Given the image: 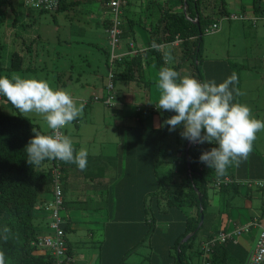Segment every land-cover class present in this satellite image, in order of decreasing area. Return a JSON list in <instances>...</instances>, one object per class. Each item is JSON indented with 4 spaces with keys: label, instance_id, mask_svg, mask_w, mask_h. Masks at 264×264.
<instances>
[{
    "label": "rangeland",
    "instance_id": "rangeland-1",
    "mask_svg": "<svg viewBox=\"0 0 264 264\" xmlns=\"http://www.w3.org/2000/svg\"><path fill=\"white\" fill-rule=\"evenodd\" d=\"M236 1L240 2V0H226V10L230 15H239L240 9L237 7L238 3ZM205 2L212 6L218 0H204L203 3ZM3 4L0 11L7 10L9 12L4 24L0 22V41L6 46L3 50V64H8L12 52L16 51L23 54V41L25 45L29 44V49L32 52L31 67L33 69L8 71L9 78L13 75H20L47 81L52 88L63 89L70 93L77 105L82 103V114L78 117L79 125H76L73 121L63 129V132L70 137L72 143L76 146V148L73 147L74 150L79 151L81 148L87 150V166L83 170L84 173L91 175L110 174L115 173V169L118 167V179L113 177V182L118 181L119 183L126 168V163L122 165V169L120 168L121 160H123L119 152L120 147H128L126 141L130 140L132 138H130V135L134 133L135 129L132 128L137 124V116L134 113L135 108L144 110L146 107L152 108L155 106L154 103L149 106L144 103L147 97L152 100L158 99L156 85H146L144 82L130 84V81L115 80L116 88L124 92L123 95L120 94V96H123L118 105L120 109L119 111L116 110L115 113V110L112 111L103 101V98L106 99L107 95L105 86L110 81L108 77L109 67H107L106 54L104 53L108 49L107 28L102 24L96 25V19L92 18L93 15L87 12L86 7L91 6L90 3H86V7H84V3H81L66 11L40 13L39 10H28L22 0H12L10 9L15 11L17 16L21 18V22L18 21L16 24L18 26L13 25V21H11L12 11L9 10V6ZM146 7H153L155 9L154 13L156 12L160 16L157 5ZM143 11L145 10L143 9ZM92 13H96V15L102 13L105 18H110V14L104 10L101 12L96 10ZM21 15L24 16L21 17ZM220 20L221 26L219 29L204 31L203 55L208 60L227 59L230 71L237 74L236 89L241 93V95L235 93V102L246 104L251 109L253 117L261 119L264 117V59L262 57L264 56V18L254 21L257 24L256 26H253L254 23L251 25L252 21L239 19L238 17L233 20H227L222 16L215 17V21ZM87 41H93L98 47L87 44ZM31 42L33 44H30ZM176 58L177 55L174 54H169L167 57L170 61H174ZM188 61L186 60L183 63L181 75H189V70L185 66ZM253 83H258L260 88H246L247 85ZM125 86H128L129 89L126 90ZM94 95L99 96L100 101L93 100ZM112 102L119 103L115 98L112 99ZM126 104H129V106ZM254 109L256 112H254ZM121 110L123 112L120 113ZM157 110L151 113L155 119V122L152 121L153 126L161 123V113L159 109ZM16 112L17 110L12 107L10 102L7 106L0 103V113L15 114ZM23 115L31 118L43 131H49L46 122L37 114L28 113ZM143 119L146 124H149V119L147 120L145 117ZM180 130L179 128L173 130L158 144L162 147L161 154L166 155L163 159V170H167L173 161L172 156L168 155L166 151H173V148L177 150L185 144V139H182L179 134ZM263 132L262 135L256 136V141L260 144L258 148L264 150ZM134 147L136 145L133 144ZM175 154L178 156L180 151ZM172 164L173 171H175L174 163ZM175 178L177 179V176ZM164 180L161 178L154 180L157 188L151 190V195H146L150 191L145 194L146 204H143L141 209L132 208L131 211L130 209H123L119 213V218L114 215L116 222L121 225L134 223L136 219H139L144 220L146 227L144 228L145 231L142 232L125 233L120 240V246L111 253L108 259H106L104 250H101L102 244L100 242L103 240V233L85 229L86 222L79 225V229L67 232L66 238L69 237L72 249L81 255L78 264H106V260H109L108 264H165L169 259L167 252L170 248L168 245L171 244L170 239L173 238L170 237L181 227L184 215L186 217L189 210L183 205L168 201V196L165 199L166 185L162 183ZM239 184L237 185L239 195L235 196L231 204L234 202L248 203L246 200L248 187L241 182ZM121 185L122 183H119L118 193L116 192V185L113 187L114 199L117 196L118 201L120 195H122ZM252 188L255 191L256 186ZM98 189L101 188L95 186L92 192L93 197H88L87 201L90 205L94 204V195H101L96 193ZM208 191L210 196L212 189L210 188ZM82 192L88 193L87 190ZM74 194L79 196L76 192ZM177 196L178 198L181 197L180 195ZM178 198L175 197L174 200H178ZM128 203L130 204V201ZM211 203L206 208L204 226L195 237V243L203 236H207L208 231L216 230L219 227L216 226L213 219L218 213L223 215V202L220 204L218 202ZM252 203L255 206L259 205L258 200L252 201ZM39 212L40 215H43L42 211ZM66 212H68V207L65 204V208L60 214L64 216L67 215ZM127 213H130V218H128ZM145 220L152 224H148ZM170 224L173 226L170 227ZM36 227L42 229V223L38 222ZM46 228L48 229L47 226ZM138 238H142V240L136 246L137 242L134 244V239ZM242 246L244 250L248 249L246 245L242 244ZM173 254L174 252L171 251V255ZM245 255V253H240L234 258L231 255L226 257L228 256L226 250L221 249L215 251L211 264H245L247 260ZM190 260L192 264H205L202 254L193 253Z\"/></svg>",
    "mask_w": 264,
    "mask_h": 264
},
{
    "label": "trees",
    "instance_id": "trees-1",
    "mask_svg": "<svg viewBox=\"0 0 264 264\" xmlns=\"http://www.w3.org/2000/svg\"><path fill=\"white\" fill-rule=\"evenodd\" d=\"M107 1L109 0H59V6L56 11H66L74 8L78 4L80 5L81 3H84V7H86V3H90L91 6L86 7V9L89 14L91 13V15L94 16L96 13L92 12L98 10V7H101L102 10H109ZM143 1H149L148 6L157 5L160 13L159 18L153 22V29H150L149 41L152 45L145 51V54L148 55V57L150 55L149 58H151L150 61H146L148 78L145 76L144 64L142 62L145 59V56L140 54L131 59L126 58L125 56H121V59H112V52H119L120 48H117V44L114 46L111 45L110 39L107 37L108 47H106L108 49L105 50L104 53L106 54L107 67H109L108 77L109 74L112 75V81H109V84L111 83L112 87L109 89V84L105 86L107 92L106 98L108 95H112L113 98L119 102L120 99H122L123 96H120V94L123 95L124 92L121 91V89L116 88L114 83L115 80L132 81L138 77L141 79L140 81L144 82L146 85H157V81L154 79L152 72L156 69V73L158 74L159 70L163 67H167V65L164 62L163 54L155 49H158L157 47L159 46H163L164 43L172 41L176 36H179L181 39L179 44L181 49L179 53L180 57L177 64H171L172 66L168 64V67L173 68L181 74L183 63H185L186 60H189V63L187 62L185 65L186 69L189 70V75L201 82L214 80L215 82L220 83L233 73H229L230 69L227 71L228 73L225 74L217 72L218 70H216V68H218V63L215 65L210 64L203 55V30L215 21L216 16L224 17L229 15L225 6L226 0H218V2L212 6H209L206 2L203 3L204 0H180L182 9L176 12L168 11L167 9L164 10L162 8L165 0H163V3L161 0H156L157 4L153 2L154 0ZM3 3L7 4L9 10H11L10 6H12V0H0V7H3ZM92 5L94 6L92 7ZM129 5L130 2L126 7H120L122 12L118 16V20L120 21L119 26L122 33L117 34L119 44L123 42L122 40L125 39L128 41L130 38V18L126 19V13H129L130 11ZM27 9L29 10L31 8ZM245 9L246 7L244 6V14L246 11ZM31 10L33 11L37 9L32 8ZM39 11L40 13L46 12L43 10ZM8 13L7 10L0 11L1 24H4ZM11 14L13 25L18 26L16 24L18 21L21 22V18L17 16L15 11H12ZM99 14H101L100 18L98 15L94 18L96 19V25L102 24L105 25L106 28H109L112 23L111 18H105L102 16V13ZM23 16L24 15H21V17ZM137 16V21L144 23L142 20L146 19V17L144 15ZM109 17H112L111 14ZM257 18L254 17L250 19V21L255 23L254 21H256ZM147 22L146 25H143L151 26V19H149V21L147 20ZM93 41H87L86 43L91 46H96V43L94 44ZM30 44H33V42ZM5 47L6 46H4L2 41H0V77H9V73H7L8 71H28L33 69L31 67L32 52L29 49V44L25 45L23 41V54L16 51L12 52L8 64H3L2 62L3 50ZM221 60H219V62H221ZM225 64L229 65V63ZM215 71L216 73L214 75L213 73ZM232 87L235 89L237 88L236 84ZM234 96L233 102L236 101ZM103 99H105V97ZM0 103L7 105L9 101L3 97ZM107 106L112 111L115 110V113L116 110L119 111L120 109L117 103H112ZM159 110L161 113V123L174 114L163 109ZM154 111H158L156 107L154 109L153 107H146L144 110L135 108L134 113L137 116V124L132 128L133 130L135 129L134 133L130 135V138L132 137L133 139L131 138L132 141L131 139L127 140L126 144L128 147H120L119 151L123 158L120 163V168L122 169V165L126 163L124 174L119 183L125 185L124 189L126 191H121L122 195H120L119 201L118 198H115L112 203H117L120 211L123 209H130L131 211L132 208L141 209L143 204H146V195H151V190L157 188L154 180L157 178L165 179L162 182L166 185L165 199H167L168 196V201L183 205L189 210V214L186 217L184 215L181 227L170 237L173 238L170 239L171 244L168 245L170 248L167 252L169 259L165 264H192L190 260L192 254H202L200 243L203 241L199 242L200 238L197 243H195V237L204 226L205 211L210 204L208 189L210 190V188H213L214 190H217L223 198L231 188L235 189L239 182L236 181L234 174H230V182L221 184L218 188L215 186L214 180L217 178H225L228 173L226 170H230V167H228L222 175H218L214 168H208L207 165L199 161V156L202 151L215 146L207 142L203 144L190 143L187 147V140L185 139V144L182 148L179 147L177 150L173 148V151H166V153L173 158L172 163H174L175 171H173L172 163L167 170H163V159L166 155L161 154L162 147L158 146V144L172 131H169L167 125L159 128L152 125L154 118L151 113ZM121 112H123V110H121L120 113ZM143 117L147 120L149 119V124H146ZM33 128H36L42 134H49V131H43L38 124L31 120V118L20 114L18 111L15 114L0 113V251L5 255V264H55L51 254H48L47 252L39 253L37 248L33 245V242L37 240L40 235L46 236L53 234V231L46 228V226L48 227V217L50 214V210L46 209V205L51 199L40 208H37L36 205L40 202L41 193L51 192V169L55 163V160L47 159L39 166L30 165L27 162L25 146L29 139L34 135L32 131ZM133 144L136 145V147L133 148ZM179 151L180 154L177 156L175 153ZM59 161L63 172L62 189L64 195V190L66 189L65 170L67 168V162ZM116 169L118 170V167H116ZM175 176H177V179ZM248 189L252 190L253 188L249 187ZM256 189L263 191L264 186L256 187ZM147 192H149V194H146ZM177 195H180L181 197L178 198ZM175 197H177L178 200H174ZM129 201L130 204L128 203ZM156 201L158 202L157 199ZM229 201L228 197L225 200L222 199V206L225 207ZM39 211H42L43 215H40ZM127 215L128 218H130V213H127ZM201 215H203V221L200 224ZM38 219L43 221L41 222L44 226L42 231L36 227ZM145 221L147 222V220ZM68 223L69 218L67 217L64 227L65 235L71 230ZM147 223L152 224L151 222ZM125 226H129L130 229L128 232H130V234L145 231L144 228L146 227L144 220L139 219H136V222L134 223L125 225H121L118 222L117 228H119L118 234L120 235V240L125 235V232L122 230ZM172 226L173 225L170 224V227ZM4 228L10 230L9 233L6 234L8 236L7 240L3 239L5 235L3 231ZM215 234L216 231L214 230L213 233L208 231L207 238H210ZM186 236L189 237L184 240ZM65 240L67 243V254L68 256L73 257L72 245L69 243L66 236ZM141 240L142 238L134 239V244L137 242L135 244L137 246ZM229 241L230 238H227L225 242L218 244L209 258L205 259L203 257L204 262L207 260L209 264H211V259L215 251L224 249L228 253ZM230 243L232 242L230 241ZM134 244L132 245L134 246ZM171 251L174 252L173 255H171ZM231 257L233 258L234 255ZM69 264L76 263H73L72 261Z\"/></svg>",
    "mask_w": 264,
    "mask_h": 264
},
{
    "label": "clouds",
    "instance_id": "clouds-1",
    "mask_svg": "<svg viewBox=\"0 0 264 264\" xmlns=\"http://www.w3.org/2000/svg\"><path fill=\"white\" fill-rule=\"evenodd\" d=\"M129 2L130 0L121 7H126ZM109 11L110 9L106 10L110 14ZM121 12L119 8L116 17L120 33L122 30L118 16ZM110 18L112 23L107 28L109 39V31L114 25V17ZM132 42L130 39L124 41L128 45L126 51H112L130 59L140 54L145 56V52L135 49ZM180 42L181 39L176 36L163 45H179ZM120 44L118 40L117 48H120ZM137 80L138 77L130 82ZM237 82L235 72L220 83L214 80L201 82L190 75H181L170 67H163L158 72L156 86L159 96L153 109L156 107L174 114L157 127L167 125L169 131L179 128L181 138L191 144L207 142L215 145L202 151L199 161L208 168H214L218 175H222L230 165H238L242 160H246L252 151L257 132L264 130V121L254 118L246 104L233 102L234 92L241 95L238 89L232 87ZM0 96L5 97L20 114L35 113L40 116L50 130L49 134H42L36 128L32 129L34 135L25 146L26 159L30 165L39 166L46 159L61 160L76 164L81 171L85 170L87 150H74L70 137L61 131L74 120L75 124H79L77 118L82 114V103L77 105L70 93L52 88L47 81L20 75H13L11 78L0 77ZM3 231V239L7 240L6 234L10 230L4 228ZM0 264H5L2 251Z\"/></svg>",
    "mask_w": 264,
    "mask_h": 264
},
{
    "label": "crops",
    "instance_id": "crops-1",
    "mask_svg": "<svg viewBox=\"0 0 264 264\" xmlns=\"http://www.w3.org/2000/svg\"><path fill=\"white\" fill-rule=\"evenodd\" d=\"M85 1V0H83ZM87 1V0H86ZM149 2V1H148ZM148 2H144L143 0H130V13H126V19L130 18V41L132 40L134 48L138 49V51H142L144 53L148 48L151 47L152 43L149 41V35H150V29H153V22L157 20L159 15L157 13H154V8L148 6ZM154 3L157 4V1L154 0ZM163 3V0H161ZM169 2V3H168ZM180 0H165L163 3L162 8L164 10L168 11H180L182 9ZM238 3L237 7L240 9L238 14H244L243 7H246L245 14L249 16V19H252L254 17H258L256 21L263 19L264 16V0H240L236 1ZM143 9L145 11H143ZM98 10L100 12L102 11L101 7H98ZM106 11V10H104ZM137 15H144L146 19L142 20L144 23H140L137 21ZM94 15L92 18H95ZM99 18L101 17V14H98ZM148 17V18H147ZM157 17V18H154ZM143 19V17H142ZM151 19L152 23L151 26H144L143 24H147V20L149 21ZM253 23L251 22V25ZM256 26L257 24L254 23ZM98 25V24H97ZM151 38V37H150ZM132 45L130 44V47ZM128 45L122 42L120 44V51L123 52L126 51ZM155 48V47H153ZM163 54L164 62L166 63L167 67L168 64H177L179 60V53H180V47L179 45H163L159 46L158 49H155ZM169 54L177 55V58L174 61H170L167 59ZM150 57V55H149ZM148 55L145 54V59L142 61L144 64V69H146L145 76L148 78V70H147V64L146 61H150L151 58H149ZM264 59V56H262ZM208 60V58L206 57ZM221 59H215V60H208L210 64L215 65L218 63V70L217 72H221V74L228 73L230 66L226 65L225 63H228L227 59H222L221 62H219ZM172 66V65H171ZM157 70H153L154 79L158 80V74L156 73ZM216 71L213 73L215 75ZM231 73V71L229 72ZM220 76V75H219ZM139 79V78H138ZM141 79L137 80V82H141ZM134 82H130L132 84ZM130 85L129 83H127ZM131 86V85H130ZM240 86V84H239ZM238 86V87H239ZM157 89V86H155ZM252 87L254 89H259L258 83H253L247 85L246 88ZM126 90L129 89L128 86H125ZM158 92V90H157ZM159 94V92H158ZM157 94V97H158ZM122 101V99H120ZM157 100H152L150 97L145 98L146 106H149L151 103H156ZM129 106L128 104H126ZM124 105V106H126ZM7 106V105H6ZM123 106V107H124ZM10 108V107H9ZM255 110V109H254ZM262 110V108H261ZM256 112V110L254 111ZM78 119V118H77ZM76 119V120H77ZM261 121H264V117L259 119ZM75 121V120H74ZM155 122V119H154ZM79 125V124H76ZM264 130H261L257 132L256 136L262 135V132ZM50 132V130H49ZM264 133V132H263ZM253 147L250 155L246 160H242L238 165L232 164L230 165V170L227 169L228 173L225 177H229L230 174L235 175V179H237L240 182L246 181V180H264V150L259 149L260 144L257 143L256 139L253 142ZM73 147L76 148V146L73 143ZM119 151V150H118ZM65 170V183H66V189L64 190V200L65 204L68 207V218H69V228L74 231L80 228L79 225H82L86 222L85 229L89 231H96L103 233V240L100 242L101 250H104L106 253V259H108L111 255V253L119 246V240L120 235L118 234L119 228L118 222H114V215L116 218L119 217L120 209L119 206H117V203H112L114 199L113 195V187L116 185V192L119 191V183L113 182V177L118 179V170L115 171V173L110 174H98V175H91L86 174L83 171H81L78 166L74 163H68L66 165ZM221 179V178H220ZM96 180V181H94ZM114 183V184H112ZM101 188L98 189L96 193L101 195H94L95 201L93 205H90L88 203V197H93V190L94 187ZM125 185H121L122 191H126L124 189ZM247 188V187H246ZM248 189V188H247ZM87 190L88 193L82 192ZM76 192L79 196H76L74 194ZM255 193V194H254ZM239 195V189L236 187L235 189H230L227 195H225L223 198L220 196V193H218L217 190H214L212 188V193L209 196L210 203L218 202L220 204L221 200L228 199L230 200L227 205L224 207L223 215H220L219 213L216 214L213 220H215L216 226H219L218 229L214 230L216 231V234L219 232H223L231 236L230 241L232 243L228 244V256L234 255V257L238 254H246V258L248 257V254L250 250L254 248V244H256L257 236L260 232V225L264 224V190H258L255 189V191L252 189H248L246 191V200L247 204H241L239 202H234L231 204V201ZM85 196V197H84ZM227 196V197H226ZM40 202L36 205L37 208H40L45 204L47 201L51 199V192L50 193H41L40 195ZM46 198V199H45ZM117 198V196H116ZM45 199V200H43ZM85 202H84V201ZM258 200L259 205L255 206L252 201ZM67 201V202H66ZM42 202V203H41ZM225 203V201H224ZM212 204V203H211ZM114 210V212H113ZM38 222H43L42 220L38 219ZM114 222V223H113ZM249 230L246 232H242L240 234H237L236 230L237 228H243L248 227ZM42 223V231L43 228ZM129 226H125L122 228V230L125 233H128ZM213 233V231H211ZM215 234V235H216ZM207 236H203L200 241H204L207 238ZM67 239L70 242L69 237L67 236ZM242 242V243H241ZM241 244V245H240ZM242 244L246 245L248 249L243 248ZM253 245V246H252ZM72 247V246H71ZM247 250V251H246ZM73 263H80L81 255L76 253L73 249ZM246 251V252H245ZM233 257V258H234ZM109 260H106V264H108ZM246 262V261H245Z\"/></svg>",
    "mask_w": 264,
    "mask_h": 264
},
{
    "label": "built area",
    "instance_id": "built-area-1",
    "mask_svg": "<svg viewBox=\"0 0 264 264\" xmlns=\"http://www.w3.org/2000/svg\"><path fill=\"white\" fill-rule=\"evenodd\" d=\"M23 4L27 8H35L37 10H43V11H50L54 12L57 10L59 6V0H22ZM128 0H109L107 1V5L110 9V14L114 17V25L110 29V43L111 45H115L118 43V37L117 34L120 33L118 29V22H117V14L119 13V8L123 5H126ZM246 19L245 14H232L229 16H225V19ZM221 26V20L213 22L211 25L205 28L203 31H216ZM121 56L118 54H114L112 52L111 58H120ZM112 75L109 74V78H111ZM111 83L109 84V89H111ZM2 96H0V101L2 100ZM94 100L98 99V96L94 95ZM107 99H113L112 95H108ZM109 105V104H108ZM63 131V129L61 130ZM52 172V185H51V201L46 205V209L50 210L49 214V221H48V229L53 231L52 235H46L42 236L40 235L37 240L33 242V245L37 248L39 253H45L51 254L53 257V260L55 264H69L74 260L73 257L68 256L67 254V243L65 240V231L64 227L67 221V216H62L60 212L65 208L64 207V195H63V189H62V183H63V172L60 165L59 160H55V163L52 166L51 169ZM229 177H225L223 179L217 178L214 180L215 186L218 188L221 184H226L230 182ZM237 182H240L236 179ZM243 185L249 187H262L264 186V181H258V180H246L241 182ZM249 230L248 227H243L236 230L237 234H240L242 232H246ZM227 238H231L226 233L219 232L217 235H214L205 241H203L201 244V250L203 257L205 259L209 258L211 254L213 253V250L217 247L218 244H221L227 240ZM255 246L252 250H250L247 260L245 264H264V224L260 225V232L257 236ZM205 264H209V262L206 260Z\"/></svg>",
    "mask_w": 264,
    "mask_h": 264
},
{
    "label": "bare ground",
    "instance_id": "bare-ground-1",
    "mask_svg": "<svg viewBox=\"0 0 264 264\" xmlns=\"http://www.w3.org/2000/svg\"><path fill=\"white\" fill-rule=\"evenodd\" d=\"M113 64V63H112ZM124 64V63H123ZM117 71V70H116ZM95 101H100V97L98 96V99H96ZM103 101L108 105V104H112V103H115V102H112L111 99H103Z\"/></svg>",
    "mask_w": 264,
    "mask_h": 264
},
{
    "label": "water",
    "instance_id": "water-1",
    "mask_svg": "<svg viewBox=\"0 0 264 264\" xmlns=\"http://www.w3.org/2000/svg\"><path fill=\"white\" fill-rule=\"evenodd\" d=\"M189 141L187 140V147L189 146ZM202 221H203V215H201V220H200V224L202 223ZM189 236H186L185 238H184V240L185 239H187Z\"/></svg>",
    "mask_w": 264,
    "mask_h": 264
}]
</instances>
